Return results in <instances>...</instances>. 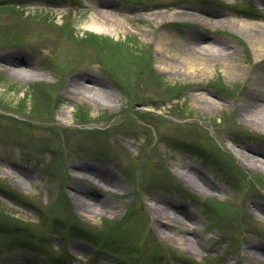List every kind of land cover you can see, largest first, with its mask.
<instances>
[{
    "label": "rangeland",
    "instance_id": "1",
    "mask_svg": "<svg viewBox=\"0 0 264 264\" xmlns=\"http://www.w3.org/2000/svg\"><path fill=\"white\" fill-rule=\"evenodd\" d=\"M91 1L0 2V26L11 28L0 32V55L27 60L41 75L31 85L0 63V130L19 133L0 132V264H253L245 250H264V213L252 207L264 205V171L245 166L231 140L264 149V128L249 124L231 106L248 95L244 77L249 73L264 82V69L256 67L254 33L233 22L264 32V17L255 16L264 14V5L257 0H107L126 7L125 15L142 19L166 11L142 7L167 2L216 12L222 24L215 31L191 27L182 17L164 31L177 47L186 34L197 32L202 43L211 39L236 51L227 70L222 59L209 58L212 73L198 90L224 105L210 110V105L192 103L196 89L191 81L160 69L150 38L153 22L95 33L89 28L92 11L78 7ZM77 75L86 83L87 75L98 78L111 102L103 96L99 106L79 97L62 100L68 81ZM260 95L256 100H262ZM51 118L58 128L41 129ZM73 164H87L115 179L100 186L79 183L72 179ZM194 165L209 177L211 190L199 191L176 171L192 173ZM74 187L96 193L114 210L94 216L84 212L72 199ZM171 201L187 206L191 220H184H196L197 227L159 232L150 207ZM203 202L212 208L211 216L201 210ZM41 217L49 229L41 226ZM102 226L105 231L99 232ZM19 231L32 240L21 239ZM38 235L51 246L33 241ZM109 236L115 242L105 244ZM178 239H197L201 245L195 241L190 251ZM106 252L120 254L123 261Z\"/></svg>",
    "mask_w": 264,
    "mask_h": 264
},
{
    "label": "bare ground",
    "instance_id": "2",
    "mask_svg": "<svg viewBox=\"0 0 264 264\" xmlns=\"http://www.w3.org/2000/svg\"><path fill=\"white\" fill-rule=\"evenodd\" d=\"M4 1L5 0H0V2ZM26 1L28 3L34 0ZM257 1L258 3L264 5V0ZM47 2L50 5L53 3L52 1ZM78 7L81 9L88 8L92 11V17L89 21V28L98 34L118 33L120 30H124L127 26L131 27L135 23H141L143 21L153 22L155 26L151 31L153 34L150 35V38L154 42L155 52L158 56L157 62L160 69L166 74H174L184 78L185 80H189L194 84V89H196V91L191 94V101L196 108H203L205 105H210V110H222L224 108L222 103L214 98L207 97V95H205L206 92H200L198 87L204 86L202 82L203 78H208V76H210L212 73V66L209 58L216 55L218 58H220V60L222 59L224 69L227 70L229 63L226 62L231 61L229 59H234L233 55L236 53V51L231 50V52H228L227 50H229V47H225L220 44H213L217 41L211 39L206 43H202L201 39H198L197 37V32H190L186 34V37L182 40V43H180L179 47L174 45L175 39L170 41L166 39L164 35V31H169L170 26L176 23L175 18L177 17L186 18L189 22H191L189 25L191 27L196 28V26H200L202 28L207 26L214 28L215 31L217 26L222 24V22L220 19H217V14L214 10L191 6L189 4H175L170 2L159 3L155 6L142 7V10H149L152 8L160 10L163 8L166 10L165 12H158L153 15V18L149 19L146 18L149 16L144 17V15H142V17H144L142 19L139 16L125 15L124 12L126 11L125 9H127L126 7L112 4L107 0H92L87 4H78ZM255 16L263 18L264 14L260 13ZM233 23H236L239 29L247 30L248 33H254V36L251 38V44L254 50L255 58L257 60L256 67L259 69H264V32L259 33L257 30H251L252 28L247 29V26H250L251 24L249 25L246 22ZM40 29L45 31L43 28ZM24 30L25 29H23V31ZM7 31H11V28L0 26V32L4 33ZM169 49L173 50L172 53L169 52ZM0 63L6 67V70L9 71L13 77L20 78L31 85H37L39 83L33 81V79L41 76L38 70L34 69L35 64L27 60H18L12 55H0ZM87 76L88 84L85 81H82L80 75L70 78L66 86V96L62 95V100H66L65 102L69 103L74 101L72 97H79L82 100H90L94 102L95 106H99L103 104L99 99L100 96H103V98H106L107 101L111 102L108 100V91H106L107 86L103 83H100L98 78L94 77L93 75ZM122 76L126 77L123 71ZM245 81L250 86V88H247L246 90L248 95L239 99L237 106L234 103V106H231V108L237 107L239 115L244 117L249 124L264 128V95H262V100L260 101L256 100L255 98L260 94H264V82L258 81L249 73L244 77V82ZM246 83H244V89L246 87ZM121 85L122 84L120 83V86ZM123 87H125V85ZM126 88L130 90L129 87L126 86ZM63 114H65V112H63ZM134 114L141 115L142 113L136 112ZM50 121L51 123H54L53 126H51L52 124L49 122H45L43 123L44 126H41L40 128L50 131L56 130V128H58L56 125L58 124H55V121L52 118ZM24 124H26V122H24ZM60 128L65 129V126H60ZM0 132H4L5 134L11 133L12 135L15 131L1 129ZM231 143L238 147V150L234 153L245 166H251V168L254 167L255 169L264 171V149L259 147L250 148L248 145H245L236 139L231 140ZM73 166L76 170L74 171L76 174L74 177L76 176V178L72 177V179L78 181L79 183H85V181H88L89 183H94L96 186H100L104 183H111L115 179L106 172L102 173L95 170L94 168L87 167L89 166L87 164H84L83 166L73 164ZM190 167H192V173L183 172L185 168L181 169V172H178L177 169L176 171L179 175H181L182 178H185L187 182L190 183V185L199 191L202 192V190H204L203 192H206L208 189L211 190L212 188L209 177L197 166L194 165ZM73 190L74 193L71 195L72 199H74L77 205L82 207L84 212H87L90 215L94 216L108 210H114V206L111 202L108 203L104 199L99 198L96 193L79 190L76 187H74ZM185 207L186 209L183 207H178L177 202L175 201L167 203L162 202V204L155 202L154 205L150 207V210L156 214V226L158 229L177 228L181 232L185 231L187 228L192 229L193 227H197L198 225V223H195L196 220L188 222L185 221L191 220L188 214L189 209H187V206ZM252 207L264 213V205L259 204V202L253 203ZM159 232L162 233V230L159 229ZM178 240L180 241V246L184 248L186 247L187 249H190V251L193 250L192 248H195L193 245L195 241L201 245V241L197 239H190L191 241L186 242H183L182 239ZM78 248L85 251L83 247ZM248 248L249 249L245 250V256L247 259L252 261L253 264H264V260L260 258H264V250L256 246H251Z\"/></svg>",
    "mask_w": 264,
    "mask_h": 264
},
{
    "label": "trees",
    "instance_id": "3",
    "mask_svg": "<svg viewBox=\"0 0 264 264\" xmlns=\"http://www.w3.org/2000/svg\"><path fill=\"white\" fill-rule=\"evenodd\" d=\"M81 115H83V114H81Z\"/></svg>",
    "mask_w": 264,
    "mask_h": 264
}]
</instances>
